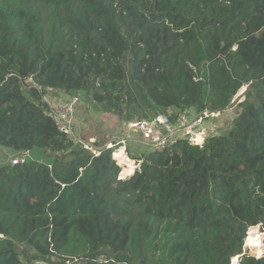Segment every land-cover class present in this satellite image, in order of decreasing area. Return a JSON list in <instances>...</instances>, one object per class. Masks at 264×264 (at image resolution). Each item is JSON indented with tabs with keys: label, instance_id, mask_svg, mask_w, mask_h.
I'll list each match as a JSON object with an SVG mask.
<instances>
[{
	"label": "trees",
	"instance_id": "1",
	"mask_svg": "<svg viewBox=\"0 0 264 264\" xmlns=\"http://www.w3.org/2000/svg\"><path fill=\"white\" fill-rule=\"evenodd\" d=\"M245 85L229 129L133 156L123 179L42 102L82 92L141 120L224 110ZM0 148L28 151L0 164V264H228L264 229V0H0Z\"/></svg>",
	"mask_w": 264,
	"mask_h": 264
},
{
	"label": "built area",
	"instance_id": "2",
	"mask_svg": "<svg viewBox=\"0 0 264 264\" xmlns=\"http://www.w3.org/2000/svg\"><path fill=\"white\" fill-rule=\"evenodd\" d=\"M78 103L79 98L77 96H70L58 105L49 107V113L52 115L58 129L64 132L69 138L73 137L74 117ZM221 112L210 111L205 108L197 112H191L188 109L179 114H175L173 110L168 109L164 113L153 115L147 119L128 121L122 126V128L126 135L138 136L142 142L153 150H162L181 139L187 141L190 145L202 147L205 144L206 139L211 136H216V127L218 126L212 121V117L218 118L216 116ZM126 142L127 137H123L118 141L108 142L104 146V149L111 150V157L118 165L129 160L124 147ZM81 143L87 150L94 149V156L99 155L101 148H96L86 141H81ZM26 157H28V151L13 156L10 162L13 165L21 164L25 161ZM132 165L134 169L139 167V163L136 161H132ZM118 178H120L119 175ZM251 228L252 227H250L246 233L247 235L243 242L242 253L232 256L229 259L228 264H239V261L244 254L253 256L249 251L250 249L253 250L255 248L254 246H248L246 241ZM263 234L264 232L260 235L258 233V238H261ZM261 248V255H263V244ZM108 260L109 258L103 256L97 258V261L99 262H107Z\"/></svg>",
	"mask_w": 264,
	"mask_h": 264
},
{
	"label": "rangeland",
	"instance_id": "3",
	"mask_svg": "<svg viewBox=\"0 0 264 264\" xmlns=\"http://www.w3.org/2000/svg\"><path fill=\"white\" fill-rule=\"evenodd\" d=\"M26 87L28 86H36L35 83L31 80L28 79L26 80ZM24 87V88H26ZM37 87V86H36ZM39 89V87H37ZM248 86H242L239 90V92L235 95L233 100L231 101L230 105L227 106L220 114H217L216 117H212V121L217 124L218 127L217 129V134L225 132L227 129L230 128L231 126V121L233 117L239 113V107H240V101H243V95L240 96V94L246 89L247 90ZM245 90V91H246ZM245 93V92H244ZM70 96H77L79 98V103L76 106V111H75V117H74V129H73V137L77 142L84 141L85 138L87 140L92 138L96 139L97 144H100V141H108L109 139V134H107L108 131L111 130V126L116 125L120 129V137H129V135H126L125 131L123 130L122 126L131 120L125 121L124 119H120L118 115L113 114V113H106V112H101V111H95V106L93 105V101L86 96L85 93L82 92H74L70 94L63 93L61 91H56L53 89H46L45 93L42 97V102L45 103L48 107V112L50 111L49 107H54L58 105L59 103L65 101L68 99ZM148 111V110H147ZM140 111H136L135 113H138ZM149 115H153L152 112H149ZM137 117V116H136ZM135 118V117H134ZM135 120V119H134ZM112 134V132H111ZM102 136L104 138H102ZM86 140V141H87ZM147 150H149L148 147H146ZM94 149H90V152L93 154ZM12 154V155H11ZM17 154H13L11 150L7 148H0V164L3 162H10L11 158ZM32 155H35L33 153ZM129 156V155H128ZM129 159L132 161H136V159H133L129 156ZM132 161L126 160L125 163H122L120 166L122 167L119 173V177H121L122 170L127 166V163H131ZM139 168V167H138ZM137 168V169H138ZM131 170L133 173L136 169H134L133 165L131 166ZM130 173V174H131ZM126 176H128L126 174ZM125 177V176H124ZM254 228L258 232L259 235L264 232V229H262L260 226L256 225ZM257 245L254 246V250L249 251L254 257L259 258L262 257L261 251H262V244L264 247V234L261 236L260 239H257ZM262 243V244H261ZM252 246V245H251ZM258 246L260 247L258 249ZM56 259L53 258V261ZM148 264H155L152 261H149Z\"/></svg>",
	"mask_w": 264,
	"mask_h": 264
},
{
	"label": "crops",
	"instance_id": "4",
	"mask_svg": "<svg viewBox=\"0 0 264 264\" xmlns=\"http://www.w3.org/2000/svg\"><path fill=\"white\" fill-rule=\"evenodd\" d=\"M189 111H193V110L190 109ZM107 134H109V139L106 142L100 141L101 146H103L104 144L108 142H114L122 138V137L120 138L118 137L120 135V129L116 125L111 126V130L108 131ZM92 138H93V135H92ZM92 138L89 140L87 139L86 140L90 142H94L95 140ZM102 138L104 137L102 136ZM146 147H148L149 150H147ZM125 148H126L127 154L133 159L135 158L133 156H137L139 154H147L148 152L153 150L149 146H147L144 142H142L138 136H135V135H130L128 137V141L125 143Z\"/></svg>",
	"mask_w": 264,
	"mask_h": 264
},
{
	"label": "bare ground",
	"instance_id": "5",
	"mask_svg": "<svg viewBox=\"0 0 264 264\" xmlns=\"http://www.w3.org/2000/svg\"><path fill=\"white\" fill-rule=\"evenodd\" d=\"M258 231L254 228V227H252L251 229H250V232L248 233V238L246 239V241H247V245L248 246H255V245H257L258 243H257V239H260V238H258V233H257ZM260 247L258 246V249H259Z\"/></svg>",
	"mask_w": 264,
	"mask_h": 264
},
{
	"label": "clouds",
	"instance_id": "6",
	"mask_svg": "<svg viewBox=\"0 0 264 264\" xmlns=\"http://www.w3.org/2000/svg\"><path fill=\"white\" fill-rule=\"evenodd\" d=\"M223 111V110H222ZM121 139V138H120ZM119 140V139H118ZM117 140V141H118ZM127 141H128V138H127ZM88 143H90L89 141H87ZM115 142V141H114ZM107 144V143H106ZM104 146H105V144L102 146V148H104ZM124 147H125V145H124ZM99 148V147H98ZM125 151H126V148H125ZM126 154H127V152H126ZM127 156H128V154H127ZM128 158H129V156H128ZM129 161H132V160H130L129 159ZM136 162H138L139 163V161H136ZM140 164V163H139ZM120 166V165H119ZM122 168V167H121ZM132 174V173H131ZM131 174H127L128 176L129 175H131ZM125 177H127L126 175H125ZM125 177H123V178H125ZM123 178H119V179H123ZM259 226V225H258ZM251 227H254V226H251ZM250 228V227H249ZM248 228V229H249ZM248 231V230H247ZM247 231H246V233H247ZM258 232H260V231H258ZM247 235V234H246ZM246 235H245V237H246ZM245 239V238H244ZM244 242V241H243ZM254 250V249H253ZM107 258H109L108 256H106ZM110 259V258H109Z\"/></svg>",
	"mask_w": 264,
	"mask_h": 264
},
{
	"label": "water",
	"instance_id": "7",
	"mask_svg": "<svg viewBox=\"0 0 264 264\" xmlns=\"http://www.w3.org/2000/svg\"><path fill=\"white\" fill-rule=\"evenodd\" d=\"M248 86V85H247ZM246 90V89H245ZM245 90L240 94V96H242L245 92ZM219 112H221L222 110H218Z\"/></svg>",
	"mask_w": 264,
	"mask_h": 264
}]
</instances>
